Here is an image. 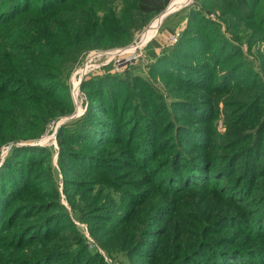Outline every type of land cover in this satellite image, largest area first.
Instances as JSON below:
<instances>
[{
  "label": "rangeland",
  "instance_id": "obj_1",
  "mask_svg": "<svg viewBox=\"0 0 264 264\" xmlns=\"http://www.w3.org/2000/svg\"><path fill=\"white\" fill-rule=\"evenodd\" d=\"M23 1L26 4L30 2L32 7L36 6V0ZM164 2L165 9L160 14L150 17L140 29L134 30L127 43L88 50L80 60L69 66L65 71L63 83L72 108L71 112L48 123L46 131L32 141L33 143L42 142L40 145L27 146L47 150L45 156L36 154L23 156L18 158L14 164L25 163L30 158L41 159L35 168V176L32 177L31 186L35 190L33 194L39 195L42 191H46L47 185L42 182L43 175L51 174L54 187L58 192L59 203L73 220L72 230L76 235L85 239L83 244L85 243L87 248L94 249L101 255L104 264H157L160 251H165L166 256L174 254L176 251L175 242L170 241L168 236L161 237V231L167 226L166 221L169 218L166 214L175 209L189 211L190 209L186 205L197 210L200 217L201 214L205 216L211 211L223 216L215 218L216 220H206L202 216L207 226L200 237H192L195 241L194 251L203 248L215 254L214 257L220 256L219 246L221 244L229 245L221 240L226 237L227 240L229 239V243L238 242L237 246H231L232 249L240 247L249 249L247 256L249 253L257 251L252 254L253 259L246 263L260 264L259 261L264 259V80H260V78H264V43H262L264 42V16L261 17V14L264 13V0H167ZM174 2H177L178 8L172 13H168L160 21L159 17ZM71 3L56 5L47 18L33 19L30 18L33 16L31 14L17 18L11 27V33L7 35L0 33V57L7 50L9 41L26 37L33 32V29L47 31L57 24L55 28L59 31ZM53 13L54 15L57 13L59 15L57 17L60 18L57 19ZM204 13H207L209 20L219 25L216 32L213 31V25L200 22L199 15ZM250 18H253L251 22L247 20ZM131 20L138 21L135 18H131ZM141 23L139 22V24ZM154 29V36L143 46L137 47L142 36L145 39ZM183 30H187L185 37L188 41L190 38L191 40H195L194 38L200 40L204 37L211 41L214 49L221 45V52H218L216 60H221L217 73H221V70L226 73L220 79L222 82L216 81V75L215 80L212 81L209 78L208 70L202 68L203 59L199 60L200 56L190 54H184L179 58L173 56L171 59L178 68V74L169 71L161 76L149 72L147 67L149 68L151 61L144 53L145 46L150 41H155L163 49L174 46L183 36ZM171 36L175 37V41L170 42ZM132 46L135 47L134 51L127 52ZM225 46L228 47V50L225 49ZM195 53L200 54L199 51ZM124 59H129V61L125 62ZM108 62L113 63L110 74H118L117 76L124 74L122 72L127 65H132L126 69L131 74L126 79L134 80L132 88L127 89L120 85L116 86L119 88L116 89L111 84L116 91L120 92L119 99L117 98V101L114 100V102L111 101L112 95H107L108 85L105 84L104 91L102 84L95 83L96 86L93 88L92 80L88 81L92 77L100 76L103 73V65ZM197 65L201 67L198 68ZM7 69H12V66L0 63L2 83L8 80H12L14 83L26 81V77L21 72L14 71L10 75ZM84 70L87 75L80 78L79 74ZM132 75L134 77L141 75L147 82L145 83L153 89L152 92H158L162 97L157 100V97L149 95L150 87L143 84L144 82L140 79L133 78ZM77 81L80 83L77 84L78 89L74 90ZM36 83L41 84L42 82L37 81ZM14 87L15 84L12 83L6 91L12 90ZM19 87V89L22 88V86ZM183 93H186L188 97L194 96L195 99L190 103L183 102L181 98L179 99ZM159 100L168 103L174 100L172 102L174 105H171L177 109H174L175 112L172 113H176V122H179L178 126H181L177 131L179 132V146L191 154L201 153L207 159L202 162L199 159L191 160L202 171H204V167L205 171L209 168L210 174L212 173V178L206 174L208 179L196 181V186L205 189V184L208 182L209 185L215 183L218 196L208 195L212 190H208L207 195H204L201 190L196 192L188 190L180 192L179 198L175 202L174 196L169 191H163L167 186L166 181L162 180L158 183L166 171V163L161 164L158 168H152L150 173L146 169L140 170L143 157L147 158L148 150L151 149L149 146L147 148V143L151 145L153 142L152 132L158 131V129L154 130L151 125L155 123V120L152 119L157 115L160 116V111H155L151 118V107L159 104ZM92 104L96 106L90 115V120L91 123L95 124L96 122L100 126L101 135L97 139L94 137V140L89 143L84 142V144L77 143L78 136L62 135L64 129L62 126L84 117ZM237 105L244 108L236 110ZM212 109L217 110L215 117H211ZM5 110L9 109L5 108ZM111 112L114 113L113 116ZM238 112L242 114L240 118L237 116ZM0 113H3L2 108ZM140 119L145 122L138 124L137 121ZM163 124L159 123V125ZM144 127L149 128L145 129ZM211 127L213 128L212 136L218 137V139L215 138L216 140L211 138V130H206ZM257 129L260 131L259 140H254L256 137L249 140L250 134H253L254 131L257 133ZM127 131L128 133H126ZM142 131L146 132L144 149L142 143L135 145L136 142L142 140L140 139ZM88 132L91 135V131ZM234 133L244 135L237 138L234 137ZM59 136L62 137L59 138ZM47 139L50 140L46 142ZM27 141L19 140L17 142L27 143ZM191 142H195V144ZM59 147H63L69 155L73 154L71 160L73 172L66 175L69 180L63 178L58 169ZM11 148L12 144L0 146V169L7 161ZM18 148L20 151H24L26 147L18 146ZM173 149L170 141H165L162 146L161 143L157 144L153 149V161L164 160L167 158L166 156H172ZM2 152L6 153L3 157H1ZM174 156L179 158L181 154L179 152ZM253 161H256L258 165H254ZM154 162H150L149 165L151 166ZM187 164L192 165L191 169L194 167L190 161H184L183 165ZM16 166L23 165L17 164ZM260 167L262 168L260 169ZM191 169L188 172H186L187 168L185 169V180ZM172 180L169 179L168 183ZM178 181L180 182L179 186H183L184 182H181L180 179ZM188 193L193 194L188 195ZM94 197L96 198L95 205L91 209L83 211L82 206L86 204L88 207V202L94 201ZM144 197L145 206L137 207L134 201L141 198L144 200ZM87 198L89 199L87 200ZM233 198L240 202L241 209L238 211H235L236 207L231 201ZM25 202L22 198H15L9 207L6 206L7 210L6 207L4 208L3 215L7 216L15 206H23ZM218 204L220 213L216 210ZM159 206L163 207L159 210ZM22 208L18 210L19 218L12 222L14 225L19 224L18 227L30 222L37 223L30 228L29 238L26 240L30 243L23 242L22 248L7 247L8 244L4 243L2 247L0 246V264H15L16 259L23 260L26 255H29L24 252V249H28V252L31 253L32 248L40 247L46 252L64 248L63 245L68 242L71 235V231L67 230L66 226L59 228L65 223L57 221L56 218L49 222H47L48 218L39 222L41 217L46 215V210L38 212L28 209V213L30 211L34 214L33 218L27 220V211L26 209L22 211ZM156 209L160 212L156 211V215H154L153 212ZM162 214L163 218H161ZM147 215L148 219L145 221ZM228 215L235 217L233 223L237 226L236 228H231L232 224L227 218ZM225 216L227 219L221 221V218ZM43 222L44 224H41ZM6 224L7 222H4L0 225V229H3L0 236L3 233L10 234L12 232L13 228L4 232L5 228L3 227ZM188 225L192 226V222ZM54 228L56 231L53 230ZM149 228L154 230H149ZM51 231L54 232L50 234ZM153 233H156L158 238L152 236L148 239L147 244L137 249L140 240L145 239V236L155 235ZM92 234L97 237V241H102L105 244L116 259L105 255L104 251L98 247L97 241L92 238ZM36 237L40 238L36 239ZM54 238L58 241L53 242ZM206 241L209 243L214 241L213 246L204 245ZM47 259L45 264H51V262H55L53 264L70 263L69 259ZM195 259L204 264L210 262L204 257ZM78 260L79 256L74 262L76 263ZM86 264H97V262L87 261Z\"/></svg>",
  "mask_w": 264,
  "mask_h": 264
},
{
  "label": "trees",
  "instance_id": "obj_2",
  "mask_svg": "<svg viewBox=\"0 0 264 264\" xmlns=\"http://www.w3.org/2000/svg\"><path fill=\"white\" fill-rule=\"evenodd\" d=\"M68 2L72 3L69 7V10L66 11V18L63 19V24L59 31H57L55 28L57 24L53 25L52 28L47 31L33 29V32L26 37L19 39L15 38L9 41L7 50H5L4 54L0 57L1 64L6 63L12 66V69H7L10 72V75L12 74L11 72L19 71L26 77V81H17L16 83H14L12 80L2 83V79H0V110L2 108L3 111V113H0V146L3 144H12L7 161L0 169V225L4 222H7V224L3 227L5 228L4 232L13 228L10 234L3 233L0 236V246L2 247L5 243L8 244L6 245L7 247L13 248L18 246L19 248H22L23 242L25 243L27 238H29L30 228L37 224L30 222L20 227H18L19 224L14 225L12 221L19 218L18 210H20L22 207V211L24 209H26V211L30 209L31 211L36 210L38 212L46 210V215L41 217L39 222L44 221L47 218V222H49L56 218L57 221L65 223L64 226L59 228L66 226V229L71 231L68 242L63 245L64 248H56L47 252L46 250H41L43 248L40 247L36 249L32 248L31 253L28 252V249H24V252L29 255H26L23 260L16 259L15 264H45V260L47 258H53L50 260L69 259V264H86L87 261H94L97 262V264H104L101 255L97 253L96 250L87 248V245H85V243L83 244L85 239L76 235L75 231L72 230L73 220L64 211V207L61 205V203H59L58 192L54 187L53 176L51 174L46 173L43 175L44 177L42 182L47 185L46 191H42L39 195L33 194L35 190L33 189V186H31L32 177L35 176V168L39 165L41 159L30 158L27 159L28 161L25 163L14 164L18 158L23 156H31L32 154L45 156L47 150L37 147H26L24 148V151H20V149L15 146V143H18L17 141L19 140L34 141V139L39 138V136H41L46 131L47 125L50 121L56 120L60 116L71 112L72 108L67 93L65 92L66 89L63 83V77L66 75L65 71L69 68V66L74 65L78 60H80L83 54L88 50L98 47L105 48L120 46L124 43H127L131 39L132 32L134 30L140 29L145 25L150 17L160 14L165 9L164 0H36L35 7H32L30 2L26 4L23 0H0V33H5L4 35L11 33L12 31L10 30L13 26V23L20 16L31 14L33 16L30 18L33 19L47 18L56 5L59 6ZM122 11L124 12L120 13ZM54 16L57 19L60 18L57 17L59 16L57 13H55ZM262 16H264V13L261 14V17ZM131 18H135L138 21L134 22L131 20ZM189 18L187 19V25ZM199 18L201 23L205 22L213 25L214 32L218 30L217 26L219 25L209 20L207 13L200 14ZM247 20L251 22L253 18ZM139 22L142 23L139 24ZM186 32L187 30H183L184 37L182 36L179 38L178 43H176L174 46L163 49V47L157 44L155 41H150L145 46L144 53L151 61L149 68L146 66L147 69H149V72L157 73L161 76L169 71L171 73L178 74V68L176 67L175 63L171 61V59L173 56L179 58L184 54H190L196 55L197 57L200 56L199 60L203 59L202 68H206L208 70L210 73L209 78L212 81L215 80L216 75V81L219 83L222 82L220 79H222L226 73H224V71L222 72V70L221 73H217V71L220 69L221 60H216L218 52H221V45L219 48L214 49L212 48L211 41L206 40L204 37H202L200 40L192 37L195 40H191L190 38L188 41L185 37L187 34ZM210 34L212 33L210 32ZM207 38L209 37L207 36ZM197 41L203 43H198ZM228 43L230 44V42ZM225 49L228 50V47L225 46ZM196 51H199L200 54L197 55L195 53ZM238 52L239 51L237 50V54ZM131 66L132 65H127L125 70L122 72L124 74L122 76H117L118 74H110V71L113 67V63H110L103 67V73L100 76L92 77L88 79V81L92 80L93 88L96 86L95 83H98V85L102 84V89L104 91L105 84L108 85L109 91H107V95H112V102H114V100L117 101V98L119 99L120 97L118 96L120 92L116 91L111 86V84H113L115 87L121 85L127 89L132 88L131 85L134 80L131 81V79H126L129 75H131L129 71H126V69L130 68ZM200 67L201 66L198 68ZM256 75L259 74L257 73ZM132 77L135 79H140L144 82H142L143 84L147 83L141 75H138L137 77L132 75ZM260 80H264V78H260ZM37 81H41L42 83L38 84L36 83ZM12 83L15 84V87L12 90L6 91ZM146 85L149 86L148 84ZM19 86H22V88L19 89ZM116 89L119 88L116 87ZM152 91L153 89L150 87L148 94L157 97V100L162 97L160 93H153ZM180 98L183 100V102L188 103L195 99L194 96L188 97L186 93L181 94L179 99ZM158 102L159 104L151 107V118H153V113L155 111H160V116H155V118L152 119L155 120V123L154 125H151L153 126L152 128L154 130L158 129V131L152 132L153 142L151 145H148L147 143V148L149 146L151 149L148 150L147 158L145 156L143 157V163L140 167V170L146 169L149 171L148 173H150V171L154 168H158V166H161V164L166 163V171L158 183H160L162 180L166 181L167 186L163 189V191H169V193L174 196L175 202L179 198L178 196L180 192H187L188 190H191L190 192L201 190L204 192V195L209 193L208 190H212L208 195L218 196V190L217 187H215V183H211V185H209L208 182V184H205V189L196 186V181L199 182L202 181V179H208L206 174L212 178V173L210 174L209 168L205 171L203 167L204 171H202V169L195 166L191 161L193 159H196V161L199 159L201 162L202 160L205 161L207 160L205 155H201V153H199L200 155L198 153L191 154L179 146V132L177 131L181 126H178L179 122H176V113H172L177 109V107L172 106L174 105V103L172 104L174 100L171 101V103L161 100ZM232 104L234 103L232 102ZM95 106L96 105L93 104L90 105L89 110L87 109L86 114L81 119L74 120L70 124L62 126L64 128L62 135L70 137L78 136L77 143L80 144H84V142L89 143L91 140H94V137L97 139L101 135L100 126L96 122L95 124L91 123L90 120V115L92 114ZM237 106L238 107L236 110L244 108L241 105ZM5 108H8L9 110H5ZM111 114L113 116L114 113L111 112ZM211 115V117H215L217 115V110L212 109ZM237 116L240 118L242 114L238 112ZM239 121L241 122L242 120L240 119ZM137 122L139 124L140 122L144 123L145 121L140 119V121L138 120ZM159 123H162L163 125H159ZM144 128L147 129L149 127ZM207 129L211 130L210 136H212L213 128H206V130ZM89 130L91 131V135L88 132ZM128 131H130V129H128ZM128 131L126 133H128ZM259 132V130L257 133L254 131L253 134H250L248 139L251 140L256 137L254 140H259ZM203 133L205 132L203 131ZM140 134H142L140 137L142 140L140 142H136L135 145L142 143L144 149L146 132L144 133V131H142ZM243 135L244 134L234 133V137L237 138L240 136L242 137ZM61 137L62 136H59V138ZM211 138L218 139L217 136H212ZM221 138L226 140L225 137L221 136ZM165 141H170L174 147L172 150L173 155H170L169 157L166 156L167 158L164 160H158L154 162L152 159L154 147L159 143H161L162 146ZM191 143L195 144V142ZM179 152L181 154L179 158H183H181V160H178L179 158L174 156V154H178ZM72 156L73 154L69 155L67 151L63 149V147H59V159L57 165L60 173L63 175V178L66 180H69L66 175L73 172V169L71 168ZM257 158L259 159L260 156ZM184 161H190L194 167L191 169L192 165H183ZM150 162L154 163L150 166ZM253 162L254 165H258L256 161ZM17 164L23 166H16ZM168 167L169 172L167 171ZM186 168V172H188L190 169L191 172L188 174V177L185 180L184 175L186 174ZM261 168L262 167H260V169ZM169 179H175L169 181L171 184L170 187V184L168 183ZM178 179H180L181 182H184L185 186L184 184L183 186H179L180 182ZM160 189L162 190V188ZM189 194L193 193H188V195ZM15 198H22L23 202H27H25L23 206H15L12 212L9 211L8 215L4 216V208L7 205L9 207ZM88 199L89 198H87V200ZM93 199L94 201L91 200L88 202V207L86 204L82 206L83 211H87L89 208L91 209L92 206L95 205L96 198L94 197ZM219 199L222 202L220 197ZM136 200L134 202L135 205L137 204V207L145 206V197L144 200L143 198ZM231 201L236 207L235 211L241 209L239 207L240 202L238 199L233 198ZM186 206L190 209L189 211L185 212L182 209H175L173 212L166 214L169 219L166 221V228L161 231V237L168 236L170 241L175 242L176 251L170 256H166L165 251H160L157 264H204L201 263V261H197L195 259L200 257L210 260V262L207 264H249L246 263V261L249 262V260H252V254H255L257 251L249 253L247 256L249 249L244 247H240L235 250L232 249L231 246H237L238 242L234 241V243H229V239L227 240L226 237L222 238L221 240L228 243L229 245L221 244L219 246L220 256L214 257L215 254H213L208 249L203 248L194 251L195 241L193 238L200 237L205 226H207V223L206 221H203L202 216L206 218V220H213L223 216L211 211L205 216L201 214L200 217L197 210L192 209L191 206ZM8 207H6V210ZM162 207L163 206H159V210ZM219 208L220 205L218 204L216 209L217 212H219ZM259 208L261 209L260 206ZM159 210L156 209L153 212L154 215H156V211L160 212ZM26 214L27 220L33 218V212L29 211L28 213L27 211ZM163 217L164 216L162 214L161 218ZM77 218L80 219L78 216ZM227 218L230 219L232 224L231 228H236L237 226L235 223H233L235 217H233V215H228ZM227 218L225 216L224 218H221V221ZM147 219L148 215L145 218V221ZM190 222H192L193 227L188 225ZM41 224H44V222ZM16 228L17 232L15 233ZM1 230L3 229H0V234L2 232ZM53 230H55V228ZM149 230L154 229L149 228ZM52 232L54 231H51L50 234ZM153 234L155 235H148L145 236V239L143 238L144 240H140L137 249L142 248V246L147 244L148 239L152 236L158 238L156 233ZM37 238L40 237H36V239ZM92 238L97 241V237L93 234ZM56 241H58V239L54 238L53 242ZM162 242L165 243L164 241ZM213 242L209 243V241H206L204 245L213 246ZM97 243L99 244L98 247L104 251L106 256L116 259L113 257V253H111L105 244L102 243V241H97ZM77 256H79V260L75 263L74 260ZM53 263L55 262H51V264ZM259 263L264 264V259L259 261Z\"/></svg>",
  "mask_w": 264,
  "mask_h": 264
},
{
  "label": "built area",
  "instance_id": "obj_3",
  "mask_svg": "<svg viewBox=\"0 0 264 264\" xmlns=\"http://www.w3.org/2000/svg\"><path fill=\"white\" fill-rule=\"evenodd\" d=\"M167 13H169V12H167ZM162 16H163V15H162ZM153 36H154V34H153ZM153 36H152V37H153ZM152 37H151V38H152ZM151 38H150V39H151ZM150 39H148V40H150ZM141 40H142V38H141ZM148 40H147V41H148ZM147 41H146V42H147ZM172 41H175V37H174V36H171V37H170V42H172ZM141 42H142V41H140L139 44H137V47L141 44ZM146 42H144V43L142 44V46H143L144 44H146ZM133 47H134V46H133ZM134 49H135V47H134ZM133 51H134V50H133ZM127 52H130V51H127ZM124 60H126L125 62H128V61H129V59H124ZM108 64H110V63H109V62L106 63V65H108ZM106 65H103V66L105 67ZM85 71H86V70L81 71V74H79V77H80V78H81V77H84V76L87 75V73H86ZM79 83H80V81H79V82L77 81V82L75 83L74 88H73L74 90L78 89V85H79ZM77 84H78V85H77ZM49 140H50V139H47L46 142H48ZM37 143L40 145L42 142H37ZM17 145H19V143H17L15 146H17ZM5 154H6V153L2 152V153H1V155H2L1 157H3V155H5Z\"/></svg>",
  "mask_w": 264,
  "mask_h": 264
},
{
  "label": "bare ground",
  "instance_id": "obj_4",
  "mask_svg": "<svg viewBox=\"0 0 264 264\" xmlns=\"http://www.w3.org/2000/svg\"><path fill=\"white\" fill-rule=\"evenodd\" d=\"M177 6H178L177 2H174V4H171V6L167 9V11L163 14V16L161 15V17H159L160 18V21L163 19V17H165V16L168 15L167 12L172 13L173 11H175V9L178 8ZM154 33H155V29L150 34H148L145 39L142 36V40H141L142 42H141V44L139 46H142V44L144 42H146L148 39H150L153 36ZM133 50H134V47L132 46L127 51L132 52Z\"/></svg>",
  "mask_w": 264,
  "mask_h": 264
},
{
  "label": "water",
  "instance_id": "obj_5",
  "mask_svg": "<svg viewBox=\"0 0 264 264\" xmlns=\"http://www.w3.org/2000/svg\"><path fill=\"white\" fill-rule=\"evenodd\" d=\"M36 145H39V144L36 142L33 143L32 141H27V143H20L19 145H17V147L18 146L27 147V146H36Z\"/></svg>",
  "mask_w": 264,
  "mask_h": 264
},
{
  "label": "crops",
  "instance_id": "obj_6",
  "mask_svg": "<svg viewBox=\"0 0 264 264\" xmlns=\"http://www.w3.org/2000/svg\"><path fill=\"white\" fill-rule=\"evenodd\" d=\"M164 1H166V2H167V0H164Z\"/></svg>",
  "mask_w": 264,
  "mask_h": 264
}]
</instances>
